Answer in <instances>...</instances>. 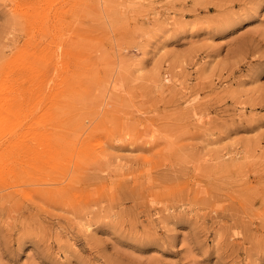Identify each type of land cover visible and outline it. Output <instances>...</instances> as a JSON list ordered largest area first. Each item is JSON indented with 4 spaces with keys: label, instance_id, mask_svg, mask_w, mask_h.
<instances>
[{
    "label": "rangeland",
    "instance_id": "obj_1",
    "mask_svg": "<svg viewBox=\"0 0 264 264\" xmlns=\"http://www.w3.org/2000/svg\"><path fill=\"white\" fill-rule=\"evenodd\" d=\"M0 264H264V0H0Z\"/></svg>",
    "mask_w": 264,
    "mask_h": 264
},
{
    "label": "bare ground",
    "instance_id": "obj_2",
    "mask_svg": "<svg viewBox=\"0 0 264 264\" xmlns=\"http://www.w3.org/2000/svg\"><path fill=\"white\" fill-rule=\"evenodd\" d=\"M5 87V86H4ZM85 147V146H84ZM41 186V185H40Z\"/></svg>",
    "mask_w": 264,
    "mask_h": 264
}]
</instances>
